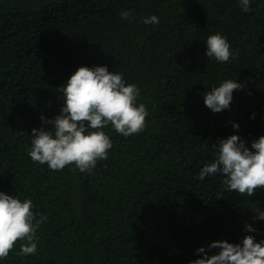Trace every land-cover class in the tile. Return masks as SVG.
<instances>
[{"label": "trees", "instance_id": "trees-1", "mask_svg": "<svg viewBox=\"0 0 264 264\" xmlns=\"http://www.w3.org/2000/svg\"><path fill=\"white\" fill-rule=\"evenodd\" d=\"M150 14L158 25L142 22ZM217 32L231 45L226 63L205 56ZM82 65L135 83L145 128L123 137L109 125L107 160L54 171L27 155L31 130L51 128L39 117L59 114L58 87ZM225 79L243 87L213 113L202 96ZM234 133L249 148L264 135V0L247 13L238 0H0V191L47 216L37 254L18 255V240L0 264H190L198 247L218 251L212 241H259L264 188L249 197L225 190L222 176L197 179Z\"/></svg>", "mask_w": 264, "mask_h": 264}, {"label": "clouds", "instance_id": "clouds-1", "mask_svg": "<svg viewBox=\"0 0 264 264\" xmlns=\"http://www.w3.org/2000/svg\"><path fill=\"white\" fill-rule=\"evenodd\" d=\"M238 3L243 12L251 10L252 0ZM130 14L128 10L119 13L121 19ZM142 22L160 23L155 14L144 17ZM204 42L206 57L226 63L233 56L230 42L219 32L209 35ZM242 87L236 79H225L202 96L203 104L213 113L227 110L233 91ZM58 90L62 96L59 114L52 118L40 115L42 125L50 124L51 128H33L27 151L33 162L46 164L51 170L60 171L73 164L81 173L90 172L98 160L108 159L112 147L104 128L110 125L123 137L139 134L145 128L148 112L139 101L140 89L135 83L126 82L122 73L109 71L106 65L77 67ZM231 127L238 129L239 125L232 122ZM249 143L250 148L235 133L219 138L213 159L199 169L197 179L222 176L225 190L249 197L255 189L264 188V135ZM33 207L30 198L21 199L0 191V260L9 255L18 240L24 241L18 255L37 254L36 230L47 221V216L34 213ZM253 212L255 219L264 221V210L257 208ZM244 228L248 233L256 231L251 224H245ZM206 247L218 251L208 255L205 247H198L195 252L200 257L190 264H264V238L257 241L253 235H244L239 243L219 240Z\"/></svg>", "mask_w": 264, "mask_h": 264}]
</instances>
